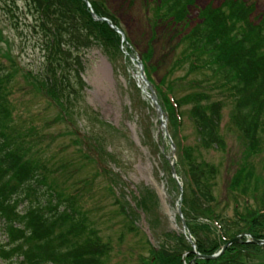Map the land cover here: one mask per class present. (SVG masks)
I'll return each instance as SVG.
<instances>
[{
	"label": "trees",
	"instance_id": "obj_1",
	"mask_svg": "<svg viewBox=\"0 0 264 264\" xmlns=\"http://www.w3.org/2000/svg\"><path fill=\"white\" fill-rule=\"evenodd\" d=\"M107 1L87 0L98 18L109 20L123 31L106 7ZM23 2L30 13L36 14L44 51L38 73L22 72L24 84L60 109L59 118L68 124L65 135L72 137L76 146L77 155H72L71 162L80 161L81 165L92 160L105 172L108 160L103 152L105 139L97 134L79 136L71 133L69 127H74L76 120L82 117L90 125L101 124L96 114L83 106L80 51L93 44L119 46L120 36L105 22L94 21L82 0ZM189 4L190 0L157 1L153 27L162 22L171 31L175 30L176 36L180 35L173 50L182 42L186 44V54L174 61L172 69L188 65L190 72H209L204 82L211 86L203 87L202 91L196 83L197 93L172 103L170 95H173L174 81H167V84L165 79L154 81V69L149 64L152 51L141 57L146 78L176 126L179 109L192 103L191 114L199 141L206 148H224L219 127L223 97L232 98L235 110L232 125L241 131L249 152L261 150L264 145V12L254 21L251 19L254 5L242 0H224L217 8L208 6L201 10L200 22L186 31ZM9 6L3 2L6 12H11L15 2ZM152 34L156 36L153 31ZM18 73L17 68L7 70L0 64V233L6 241H0V261L2 264H103L107 247L95 228L88 224L83 207L78 205L80 194L90 188V184L76 183L70 192L54 189L50 182L51 159H45L42 148L46 140L42 133L45 128H37L34 124L26 127L22 125L23 119L13 113L15 106L11 96ZM206 89L219 90L221 99L210 100ZM182 156L189 163L190 150H184ZM189 170L191 195L189 198L183 194L181 212L200 254L213 255L243 233L264 240V190L257 209L246 206L242 213L235 210L233 217L228 218L210 209L215 200L206 176L208 173L212 178L214 170L209 168L205 172L200 165H196L192 173ZM200 219L209 223L197 222ZM204 233L211 235L213 240L203 238ZM190 250L180 233L166 232L161 235L157 250L152 249L151 257L141 264H183L184 254H187V261L193 258L188 254ZM262 252L264 249L252 244H236L216 260H195L193 264H248L241 258L243 254Z\"/></svg>",
	"mask_w": 264,
	"mask_h": 264
},
{
	"label": "rangeland",
	"instance_id": "obj_2",
	"mask_svg": "<svg viewBox=\"0 0 264 264\" xmlns=\"http://www.w3.org/2000/svg\"><path fill=\"white\" fill-rule=\"evenodd\" d=\"M4 1L10 6L15 2L11 12L3 9ZM157 1L106 2L135 54L129 51L126 42L109 47L93 44L79 53L83 106L93 111L101 124L90 125L82 117L69 128L79 136L97 134L105 139L103 152L108 160L107 171L102 172L92 160L81 165L80 161L71 162L72 155H77L76 146L72 137L65 135L68 124L59 118L60 109L36 94L21 77L22 72L38 73L43 63V37L36 26V14L28 11L23 0H0V64L7 70L11 67L19 70L11 96L15 106L13 113L23 119L22 125L26 127L34 124L45 128L42 148L45 159H51L50 182L54 189L70 192L76 183L90 184L91 187L80 194L78 205L83 207L88 224L95 228L107 247L103 264H141L151 257L152 249L157 250L162 234L182 231L177 209L180 193L189 198L191 195L190 167L192 172L196 165L205 172L209 168L214 170L212 178L208 173L206 176L215 200L210 209L221 216L232 218L235 210L242 213L246 206L257 209L264 190V145L261 150L249 152L241 131L232 125L235 112L232 98L223 97L219 127L224 148H206L200 144L191 114L192 103L179 109L177 131L176 124L162 107L161 129L155 109L142 90L144 82L139 64L143 55L152 51L149 64L154 69L155 81L165 79L166 84L174 81L171 98L175 101L197 93L196 83L201 89L209 88L211 83L204 82L209 72H190L188 65L172 69L174 61L186 54V44L182 42L173 50L180 35L176 36V31L163 26L162 22L153 27ZM223 1L190 0L186 9V31L200 22L201 10L208 6L217 8ZM242 1L254 5L252 20L256 21L264 12V0ZM178 30L180 32L182 26ZM143 75L146 78L145 72ZM206 91L210 100L221 99L219 90ZM163 127L169 138L163 134ZM184 150H190L189 163L183 159ZM170 159L175 163L178 181L171 177ZM205 237L213 240L208 233L203 234ZM0 239L3 241L1 234ZM241 258L248 264H264V252L243 254ZM193 260H185V263H194Z\"/></svg>",
	"mask_w": 264,
	"mask_h": 264
},
{
	"label": "water",
	"instance_id": "obj_3",
	"mask_svg": "<svg viewBox=\"0 0 264 264\" xmlns=\"http://www.w3.org/2000/svg\"><path fill=\"white\" fill-rule=\"evenodd\" d=\"M93 18L96 19V17L92 14ZM97 20V19H96ZM117 31V30H116ZM118 32V31H117ZM148 89L151 90V87L148 86ZM151 100L152 102L154 103L155 105V108H156V112L160 115L161 114V111L160 109L158 108L157 104H156V100H155V96H152L151 97ZM171 174H172V177L175 178V170L174 168L171 166ZM178 213H179V210H178ZM182 227L185 228V224L182 222ZM239 239L240 238H236L232 241H230L228 244H226L225 246L222 247L221 251L219 254L217 255H214V256H199L200 259H204V260H213L215 258H217L218 256H220L224 251L225 249L231 245V244H234V243H238L239 242ZM253 244L255 245H258V246H262L264 247V241H259V240H254L252 241ZM191 253H195V251H192Z\"/></svg>",
	"mask_w": 264,
	"mask_h": 264
},
{
	"label": "bare ground",
	"instance_id": "obj_4",
	"mask_svg": "<svg viewBox=\"0 0 264 264\" xmlns=\"http://www.w3.org/2000/svg\"><path fill=\"white\" fill-rule=\"evenodd\" d=\"M142 90H143V91H145V89H144V88H143ZM146 97H147V95H146ZM147 98H148V97H147Z\"/></svg>",
	"mask_w": 264,
	"mask_h": 264
}]
</instances>
